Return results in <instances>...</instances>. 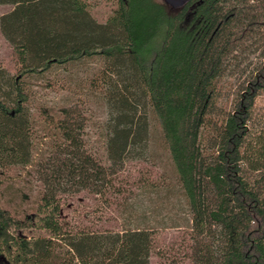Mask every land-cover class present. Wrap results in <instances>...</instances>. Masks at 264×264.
<instances>
[{"label":"trees","instance_id":"obj_1","mask_svg":"<svg viewBox=\"0 0 264 264\" xmlns=\"http://www.w3.org/2000/svg\"><path fill=\"white\" fill-rule=\"evenodd\" d=\"M1 3L0 264H264V0H116L103 21L88 0ZM34 85L67 95L34 111ZM152 122L172 174L128 197ZM15 167L39 185L26 209ZM81 190L120 226L65 221Z\"/></svg>","mask_w":264,"mask_h":264},{"label":"rangeland","instance_id":"obj_2","mask_svg":"<svg viewBox=\"0 0 264 264\" xmlns=\"http://www.w3.org/2000/svg\"><path fill=\"white\" fill-rule=\"evenodd\" d=\"M115 2L116 0H88V8L90 13L96 20L103 21L108 16V14H110L112 8L115 6ZM11 7L12 6L10 4L1 3L0 15L10 10ZM14 60L15 58L13 50L0 32V63L5 68L12 70V67H14ZM89 66L85 68L84 72H80L78 70V74H75L74 72L73 74H86L88 72ZM53 74L56 77H64L67 75L66 72L61 70ZM32 87L34 91L32 110L34 111L36 110V105H43L50 101V99L56 100L67 95L64 91L52 92L48 91L47 89H42L37 85H34ZM86 115L90 118L88 120L89 122L87 123H90V111L86 113ZM88 125L90 126V124ZM155 127L156 126L154 122H152L150 125L152 133L151 139H149L150 143L147 150V160L127 162L125 168L118 174L119 181L121 183L120 185L123 186L124 192H126L128 197H130L131 194L134 195L135 193L138 194L140 198L142 197L141 192H144L145 190L142 186L135 183V180L140 176L145 175L150 179H155L157 175L163 173L161 171L168 172L170 175L172 174L171 163L169 162L164 147L161 144L162 140L158 138V135H156V132H158V130L157 128L155 130ZM88 140L89 142H91V139ZM27 169L30 168L15 167L7 171L10 178L9 180L12 181L13 188L19 187L24 193V197L27 198V200H23L22 202H20V205L23 207V209L29 208L30 201L34 199L36 191L39 187L38 182L34 180L32 181V179H27L25 173ZM4 182L5 180L3 181L2 185L6 184ZM22 192L19 193V196H21ZM64 199L65 202L63 205V216L65 217V221H67L70 225H73L74 228L83 224L91 225V220L93 222H96L99 226H111L114 228H118L120 226L121 218L119 214H117L118 208L110 204H105L97 196L94 197L90 193L81 190L72 195L65 196ZM157 200L159 201L160 199L157 198ZM96 207H98L97 210H95ZM176 233L177 230L175 229H165L164 231H160L159 237L161 239V244L169 242L173 238V235H175ZM173 251V249L168 250L167 255H174ZM151 264H164V262L159 258V256L155 255L151 257Z\"/></svg>","mask_w":264,"mask_h":264},{"label":"water","instance_id":"obj_3","mask_svg":"<svg viewBox=\"0 0 264 264\" xmlns=\"http://www.w3.org/2000/svg\"><path fill=\"white\" fill-rule=\"evenodd\" d=\"M164 1L167 2L172 7H177L184 4L188 0H164Z\"/></svg>","mask_w":264,"mask_h":264}]
</instances>
